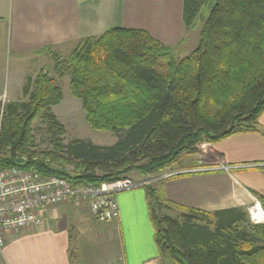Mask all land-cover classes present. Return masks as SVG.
Segmentation results:
<instances>
[{"label": "trees", "instance_id": "trees-1", "mask_svg": "<svg viewBox=\"0 0 264 264\" xmlns=\"http://www.w3.org/2000/svg\"><path fill=\"white\" fill-rule=\"evenodd\" d=\"M202 9L210 13L199 46L181 60L144 30L115 28L81 40L64 62L87 123L94 131L116 134L112 146L65 143L66 129L52 110L63 101L62 89L49 74L30 79L27 101L0 109V170L34 169L101 186L129 178L133 170L174 172L187 157L199 156L205 144L262 133L264 0H185L187 28ZM40 118L52 133L53 150L36 147L34 126ZM146 188L151 198L162 199ZM253 193L264 208V196ZM155 204L158 210L181 212L180 219L157 216L150 202L155 242L178 264H264V224H253L248 209L207 212L168 200Z\"/></svg>", "mask_w": 264, "mask_h": 264}, {"label": "crops", "instance_id": "crops-1", "mask_svg": "<svg viewBox=\"0 0 264 264\" xmlns=\"http://www.w3.org/2000/svg\"><path fill=\"white\" fill-rule=\"evenodd\" d=\"M184 8L185 0H0V24L7 25L18 57L39 61L43 55L71 53L81 40L115 28L144 30L161 43L178 44L187 31ZM260 131L205 145L207 160L197 168L202 171L179 169V175L159 183L162 200L207 212L248 209L257 199L253 192L264 196V113ZM118 200L120 219L110 226L94 223L74 202L43 209L41 225L7 233L0 264H76L77 232L107 247L103 264H167L169 253L155 242L147 189L122 193Z\"/></svg>", "mask_w": 264, "mask_h": 264}, {"label": "rangeland", "instance_id": "rangeland-1", "mask_svg": "<svg viewBox=\"0 0 264 264\" xmlns=\"http://www.w3.org/2000/svg\"><path fill=\"white\" fill-rule=\"evenodd\" d=\"M209 13V9H202L191 28H187L185 25L187 30L186 35L178 44L167 45L163 43L173 48L176 59L181 60L198 48L200 34ZM72 52L73 51L67 53V51H64L58 56L52 54L43 55L39 61H36L33 55L18 57V55L13 52L7 25L0 24V109H2L5 104L11 102V100L19 99L17 103L27 101L23 86H27L30 79H32V81L36 80L41 73L49 74L52 78L57 80V84L63 92V101L52 110L58 121L66 129V136L64 138L65 143L69 144L75 140H84L99 146H112L118 141V136L114 133L98 132L91 129L87 123L82 102L76 99L71 93V73L67 67L68 65L64 62L70 59ZM13 102L16 103V101ZM34 129L38 151L53 150L52 133H50L47 122L43 118L38 119ZM209 152L211 153V151ZM201 159L207 160V156L203 152L199 156L187 157L176 169H191L184 172V174L190 173L191 171L200 172L202 170L197 168L200 166L198 163ZM66 171L74 176L72 166H68ZM176 171H174V173H176ZM170 173H172V170H166L159 175H146L142 173L141 170H133L127 175L135 182L145 180L149 184L147 187L158 191L157 188L161 182L159 178ZM142 189L146 190L147 188L143 187ZM155 199L154 197L151 198V203L155 208L157 216L168 215L175 219H180L181 212L178 209L168 210L164 208L158 210V205L155 203L163 204V201L160 198L158 200ZM105 225L110 226L112 222H107ZM73 239L72 250L75 252L76 264H103L107 261L105 256H107L108 250L105 245H100L97 240L92 242V240L90 241L87 237H81L79 232L73 236ZM78 243L79 245H77ZM164 256L165 260H168L167 264H178L170 254H165Z\"/></svg>", "mask_w": 264, "mask_h": 264}, {"label": "built area", "instance_id": "built-area-1", "mask_svg": "<svg viewBox=\"0 0 264 264\" xmlns=\"http://www.w3.org/2000/svg\"><path fill=\"white\" fill-rule=\"evenodd\" d=\"M220 170L229 173L231 168L222 166ZM177 175L179 173L172 172L159 181ZM148 185L123 178L96 186L57 176L46 177L34 169L0 170V249L6 246L7 233L39 226L42 224L40 211L70 202L86 210L95 223L119 221V195ZM248 213L253 224H264V208L259 200L255 199Z\"/></svg>", "mask_w": 264, "mask_h": 264}, {"label": "water", "instance_id": "water-1", "mask_svg": "<svg viewBox=\"0 0 264 264\" xmlns=\"http://www.w3.org/2000/svg\"><path fill=\"white\" fill-rule=\"evenodd\" d=\"M17 163H18L19 165H22V164L25 163V160H19Z\"/></svg>", "mask_w": 264, "mask_h": 264}, {"label": "bare ground", "instance_id": "bare-ground-1", "mask_svg": "<svg viewBox=\"0 0 264 264\" xmlns=\"http://www.w3.org/2000/svg\"><path fill=\"white\" fill-rule=\"evenodd\" d=\"M129 179H131V178H129Z\"/></svg>", "mask_w": 264, "mask_h": 264}]
</instances>
